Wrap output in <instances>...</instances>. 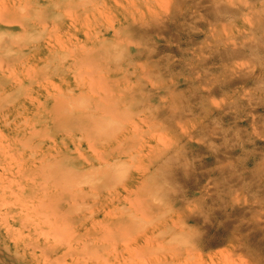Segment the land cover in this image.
I'll return each mask as SVG.
<instances>
[{
  "label": "rangeland",
  "instance_id": "rangeland-1",
  "mask_svg": "<svg viewBox=\"0 0 264 264\" xmlns=\"http://www.w3.org/2000/svg\"><path fill=\"white\" fill-rule=\"evenodd\" d=\"M0 15V264H264V0Z\"/></svg>",
  "mask_w": 264,
  "mask_h": 264
},
{
  "label": "bare ground",
  "instance_id": "bare-ground-1",
  "mask_svg": "<svg viewBox=\"0 0 264 264\" xmlns=\"http://www.w3.org/2000/svg\"><path fill=\"white\" fill-rule=\"evenodd\" d=\"M3 5V4H2ZM2 5H1V7H2ZM3 7H5V6H3ZM3 9V8H2ZM0 19H2L1 18V15H0ZM5 19V18H4ZM2 21V20H1ZM5 21H7V20H5ZM9 21H11V20H8V22ZM3 22H4V20H3ZM14 22H19V21H14ZM4 23H7V22H4ZM11 23V22H10ZM12 23H13V20H12ZM21 24V23H20ZM105 124H107V123H105ZM104 129V128H103ZM26 146V145H25ZM115 164H118V163H115ZM116 166V165H115ZM119 166V165H118ZM122 166V165H121ZM123 169V168H122ZM119 171H121V173H122V170H119ZM119 171H117V172H119ZM70 172V171H69ZM120 173V172H119ZM47 175V174H46ZM49 177H50V175H49ZM46 180V179H45ZM55 188V187H54ZM44 191V190H43ZM70 199V198H69ZM74 200V199H73ZM74 203V202H73ZM40 205V204H39ZM41 206V205H40ZM42 215H43V213H42ZM44 215H45V213H44ZM45 217H47V216H45ZM47 219V218H46ZM50 223V222H49ZM51 224V223H50Z\"/></svg>",
  "mask_w": 264,
  "mask_h": 264
}]
</instances>
